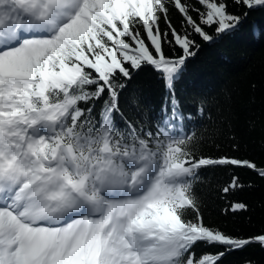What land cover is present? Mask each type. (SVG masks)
Listing matches in <instances>:
<instances>
[{
	"label": "snow or ice",
	"instance_id": "1",
	"mask_svg": "<svg viewBox=\"0 0 264 264\" xmlns=\"http://www.w3.org/2000/svg\"><path fill=\"white\" fill-rule=\"evenodd\" d=\"M256 11L264 0H0V264H221L264 246L206 223L195 193L209 170L264 180V165L199 152L174 91L201 42ZM146 67L168 91L148 121L121 106ZM246 187L232 171L217 195Z\"/></svg>",
	"mask_w": 264,
	"mask_h": 264
},
{
	"label": "trees",
	"instance_id": "2",
	"mask_svg": "<svg viewBox=\"0 0 264 264\" xmlns=\"http://www.w3.org/2000/svg\"><path fill=\"white\" fill-rule=\"evenodd\" d=\"M176 22V17H173ZM264 12H251L245 25L214 43L200 44L174 81L179 110L190 117V127L200 137L196 145L205 155H229L264 165ZM167 55H175L165 48ZM167 89L151 68L134 73L121 98L128 115L139 113L145 121L160 116ZM136 97L137 103L131 98ZM204 108V112L199 111ZM235 146V147H234ZM235 171L251 188L220 198L217 189ZM206 223L224 232L251 237L264 233V180L251 170L220 169L202 174L195 185ZM247 204L246 211L224 213L232 201ZM201 249H197L199 253ZM205 251H216L205 249ZM264 264V246L251 244L226 255L221 264Z\"/></svg>",
	"mask_w": 264,
	"mask_h": 264
}]
</instances>
